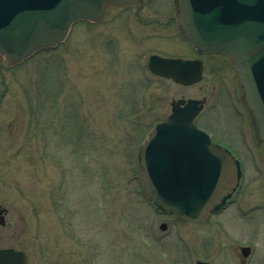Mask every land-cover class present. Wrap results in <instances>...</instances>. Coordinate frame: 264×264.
Returning a JSON list of instances; mask_svg holds the SVG:
<instances>
[{
	"label": "rangeland",
	"instance_id": "rangeland-1",
	"mask_svg": "<svg viewBox=\"0 0 264 264\" xmlns=\"http://www.w3.org/2000/svg\"><path fill=\"white\" fill-rule=\"evenodd\" d=\"M114 10L23 65L0 60V246L30 264H242L250 245L245 264H264V146L243 149L237 129L248 119L217 92L233 73L216 58L194 85L153 75V53L194 56L171 39L169 0ZM181 97L207 99L200 122L245 164L230 205L199 224L156 211L137 166L143 138Z\"/></svg>",
	"mask_w": 264,
	"mask_h": 264
},
{
	"label": "water",
	"instance_id": "water-1",
	"mask_svg": "<svg viewBox=\"0 0 264 264\" xmlns=\"http://www.w3.org/2000/svg\"><path fill=\"white\" fill-rule=\"evenodd\" d=\"M138 1L0 0V55L9 63L21 62L40 48L64 41L76 21H97L110 5ZM179 6L184 36L197 49L232 58L264 140V0H179ZM149 68L185 84L202 78L197 60L153 55ZM182 103L185 100L174 102L173 113L151 130L137 159L154 206L197 223L224 206L242 172L239 161L194 124L200 101ZM243 253L247 256L249 249ZM0 264H26L25 254L2 249Z\"/></svg>",
	"mask_w": 264,
	"mask_h": 264
},
{
	"label": "flooded vegetation",
	"instance_id": "flooded-vegetation-1",
	"mask_svg": "<svg viewBox=\"0 0 264 264\" xmlns=\"http://www.w3.org/2000/svg\"><path fill=\"white\" fill-rule=\"evenodd\" d=\"M154 1L155 0H140L138 3L133 4V5H123V6H116V7H111V8L115 9L114 10L115 15L118 13L121 15V14L128 12L133 7L139 6V7L143 8L144 5H149ZM178 2H179L178 0H169L170 10L172 12L171 19L173 20V24L176 27V31L174 32V35L172 36L171 39H178L180 42L184 43L189 48V50H191V52L193 53L194 56H186V55H179V54L178 55L177 54H165L163 56L164 57H173V58H185V59H200V60H202V62L204 64V72H205L208 65H212V63H210L208 61V59H215L216 60V58H222L224 60L225 63H223V65L221 67H224L228 71H231L233 73V81L224 77V79H226V80L223 81L222 87L218 86L217 92H219V95H222L221 91H222V93H223V91L225 92L226 96L228 97V103H229L231 109L233 110L235 115H237L239 118L241 117V121H242L243 117H246L248 119L247 125L242 126L241 129H237V131H238L239 136L240 135L242 136V140L244 143V145L242 147L243 148H251L252 145L254 143H256L255 142L256 138H253V133H251L250 130H248L249 135H250V139L245 138L246 136H245L244 132L246 129H254V127H253L251 119L249 118L250 114L249 113L246 114L248 112V109H247V106H246V103L244 100V92H243L241 84L239 83L236 71H235L230 59L227 56L217 54V53L199 52L184 38V36L182 35L180 25H179L180 9H179ZM138 15H139V13L137 12L136 16H138ZM110 20H114V17H111ZM155 33L160 34L159 32H155ZM155 33H150V34L156 35ZM160 35H162V34H160ZM51 50H53V49H46L45 51H51ZM0 60L4 61L1 56H0ZM5 65L8 68V65L6 64V62H5ZM18 66H19V64L9 65V69H12V68H15ZM213 67H214V65H213ZM214 68L217 69V67H214ZM215 71L220 72L219 70H215ZM228 80H230V81H228ZM181 98H185V97H181ZM202 99H205L204 109L201 111V113L198 115V117L196 119L197 125L200 128L209 132L212 135L213 139L216 140L217 142L227 146L228 148H232V147L238 148V146H236L234 143H232L228 140V138L226 137V134L223 135L224 138L217 137L216 134L212 130H210V128H208L207 126H204V124H202V122H200V117L202 114H204V110L207 107V105H206L207 99L206 98H202ZM221 99H222V97L220 96L218 99V103L220 102ZM218 103H217V99H216L211 107H216V104H218ZM257 139H258V137H257ZM3 210L4 209L0 207V213H2ZM1 218H2L1 223H4L3 217H1ZM0 248H8V247H1L0 246ZM16 249L22 250L19 248H16ZM22 251H24V250H22ZM26 258H27V264H30V261L27 257V254H26Z\"/></svg>",
	"mask_w": 264,
	"mask_h": 264
}]
</instances>
